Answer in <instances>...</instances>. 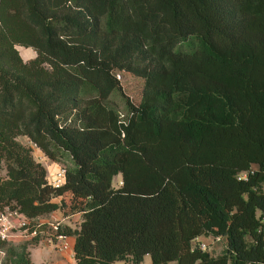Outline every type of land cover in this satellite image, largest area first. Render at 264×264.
Segmentation results:
<instances>
[{"label": "trees", "instance_id": "trees-1", "mask_svg": "<svg viewBox=\"0 0 264 264\" xmlns=\"http://www.w3.org/2000/svg\"><path fill=\"white\" fill-rule=\"evenodd\" d=\"M118 70L144 79L124 118ZM19 134L69 157L63 183ZM0 160V208L81 212L73 264H264V0H0Z\"/></svg>", "mask_w": 264, "mask_h": 264}, {"label": "rangeland", "instance_id": "rangeland-1", "mask_svg": "<svg viewBox=\"0 0 264 264\" xmlns=\"http://www.w3.org/2000/svg\"><path fill=\"white\" fill-rule=\"evenodd\" d=\"M16 48L18 49L22 59L24 61H28L29 59H31L32 57L35 56L36 51L33 50L32 47L30 46H24V45H20V44H16L15 45ZM116 76L120 82V87L114 89L110 95L108 96L107 99V104L109 106H112L113 108H115V110L119 113V116L121 118H124L127 114H128V103H132V104H138L140 102L141 99V95H142V86H143V77L135 75L131 72L125 71V70H118L116 73ZM21 143H23L24 145H27L31 148V153L33 155V157L40 161L45 167L48 165V168L46 167L47 170V174H49V168H50V164L51 165H55V164H60V165H64L65 167L67 165L70 164V159L68 156H61L55 159H52L50 157H48L47 155L44 154V152L36 145V143H34L33 141H31L26 135L23 134H19L16 137ZM254 166L257 167L256 164H254ZM6 176V166L3 160H0V177H4ZM121 175L120 174H116L113 177L112 180V184L114 186H118L121 184ZM68 197V194H67ZM8 207V206H5ZM4 208V207H3ZM0 208V209H3ZM40 219H46L47 217L45 215H39L38 216ZM52 219H58V218H52ZM71 222L74 226H78L80 223V217L77 216H73L71 218ZM50 232V230H49ZM29 238H18V239H10V240H5L3 245H0V264H3V262L5 261V258H12L14 256V253H12V250L15 249V247L19 244L22 243L26 240H28ZM206 242H207V247L206 250H208L211 254H219L222 252L223 248H224V241L223 239L221 240H210L205 238ZM47 244H49L51 246V248H53V250H57L58 246L55 245V243H49L47 241L41 240ZM30 245H27V249H29ZM59 249V248H58ZM151 262V257L149 254H146L145 256H143L142 261L140 262V264H150ZM116 264H129L127 261L119 259L116 261ZM131 264H135V263H131ZM167 264H177L176 260H170L167 262Z\"/></svg>", "mask_w": 264, "mask_h": 264}, {"label": "built area", "instance_id": "built-area-1", "mask_svg": "<svg viewBox=\"0 0 264 264\" xmlns=\"http://www.w3.org/2000/svg\"><path fill=\"white\" fill-rule=\"evenodd\" d=\"M256 168V166H253L250 171L253 172ZM49 169L50 173L47 174L49 183L53 185H59L64 182V165H51ZM247 174L248 172L243 170L238 172L237 177L246 178ZM62 224V219L42 220L39 217H36L35 219H29L16 207H4L3 209H0V239L3 240L18 239L20 237L31 238L38 235L40 240H44L53 244L55 243L59 249L72 250L68 241L69 234L62 230ZM209 238H211V240L222 239V237L218 235L213 237L210 236ZM192 247L206 249L207 242L205 237H195L193 239Z\"/></svg>", "mask_w": 264, "mask_h": 264}, {"label": "crops", "instance_id": "crops-1", "mask_svg": "<svg viewBox=\"0 0 264 264\" xmlns=\"http://www.w3.org/2000/svg\"><path fill=\"white\" fill-rule=\"evenodd\" d=\"M49 166L51 167V164ZM46 167L48 168V165ZM58 199H59V197H58ZM42 215H45L47 217L45 220H52V218L62 219L63 227L65 225H68L71 228H78L79 227V225L74 226L72 224L71 218L73 216L78 215L80 217V221L82 219L81 212H75L73 214L64 215L60 208L55 209L49 213L42 214ZM200 237H203V236H200ZM74 240H75V236L72 234H69L68 241H69V244H70L72 250H64V249H58V248H57V250H55V249L53 250V248H51V246L49 244H47L41 240H39L37 243H32L29 246L30 259H31L33 264H73L75 261L74 251H73ZM72 251H73V254H72ZM122 260H125V259H122ZM116 261H115V264H116ZM125 261H127L129 264L133 263L131 260H125Z\"/></svg>", "mask_w": 264, "mask_h": 264}]
</instances>
